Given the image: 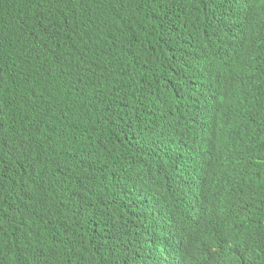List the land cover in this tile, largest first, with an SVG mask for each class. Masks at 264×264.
Returning a JSON list of instances; mask_svg holds the SVG:
<instances>
[{
    "label": "trees",
    "instance_id": "1",
    "mask_svg": "<svg viewBox=\"0 0 264 264\" xmlns=\"http://www.w3.org/2000/svg\"><path fill=\"white\" fill-rule=\"evenodd\" d=\"M207 1L0 0V218L13 214L14 223V249L0 241V264H27L34 254L36 264H119L122 218L106 217L96 198L119 205L134 176L154 200L173 196L167 171L151 158L143 168L145 153L135 149V160L133 151L142 136L169 139L178 70L207 64L215 37ZM177 16L182 24L173 26ZM232 87L226 117L240 136L226 163L264 197V57L253 76L234 73ZM78 200L80 222H58Z\"/></svg>",
    "mask_w": 264,
    "mask_h": 264
},
{
    "label": "clouds",
    "instance_id": "2",
    "mask_svg": "<svg viewBox=\"0 0 264 264\" xmlns=\"http://www.w3.org/2000/svg\"><path fill=\"white\" fill-rule=\"evenodd\" d=\"M205 9L215 37L206 48L205 66L191 67V74L182 68L177 72L167 103L178 119L169 139L158 145L129 130V136L143 137L132 158L138 160L136 149L145 153L138 161L143 168L145 158H151L166 170L173 196L154 200L146 181L134 176L126 181L119 205L106 195L95 200L106 217L122 218L114 230L125 240L119 264H264V197L253 194L255 181L226 163L235 157L240 136L238 125L226 117L236 97L232 77L238 70L250 77L262 69L264 0H208ZM179 22L177 16L172 25ZM174 46L170 52L176 66L181 59ZM221 72H227L224 78ZM83 211L78 200L56 219L78 223ZM0 227V241L14 249L13 214L0 218ZM118 250L116 245L109 253ZM16 252L19 259L24 256ZM36 262L34 254L27 264Z\"/></svg>",
    "mask_w": 264,
    "mask_h": 264
},
{
    "label": "bare ground",
    "instance_id": "3",
    "mask_svg": "<svg viewBox=\"0 0 264 264\" xmlns=\"http://www.w3.org/2000/svg\"><path fill=\"white\" fill-rule=\"evenodd\" d=\"M92 139H93V138H92ZM169 165H170V163H169ZM173 166L176 168V167H177V162H174V163H173ZM166 168H169L168 165L166 166ZM204 171H205V170H204ZM201 172L204 173L203 170H201ZM201 172L196 171V173H201ZM160 178H161V177H160ZM168 178H169V177H168ZM160 180H161V179H160ZM193 180H195V178H194ZM168 181H169V180H168ZM168 181H167V183H168ZM161 183L163 184V182H161ZM165 183H166V182H165ZM191 184H194V183H191ZM162 186H163V185H162ZM195 186H196V185H195ZM168 192H169V191H168ZM193 198H194V197H193ZM110 245H111V244H110Z\"/></svg>",
    "mask_w": 264,
    "mask_h": 264
}]
</instances>
